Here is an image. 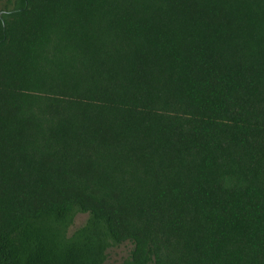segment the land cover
<instances>
[{
  "label": "trees",
  "instance_id": "1",
  "mask_svg": "<svg viewBox=\"0 0 264 264\" xmlns=\"http://www.w3.org/2000/svg\"><path fill=\"white\" fill-rule=\"evenodd\" d=\"M127 242L264 264V0H0V264Z\"/></svg>",
  "mask_w": 264,
  "mask_h": 264
},
{
  "label": "rangeland",
  "instance_id": "2",
  "mask_svg": "<svg viewBox=\"0 0 264 264\" xmlns=\"http://www.w3.org/2000/svg\"><path fill=\"white\" fill-rule=\"evenodd\" d=\"M88 218L87 213H79L74 220L71 230L82 225ZM132 243L127 242L117 247H112L108 251V259L105 264H119L125 257H127L132 249Z\"/></svg>",
  "mask_w": 264,
  "mask_h": 264
}]
</instances>
